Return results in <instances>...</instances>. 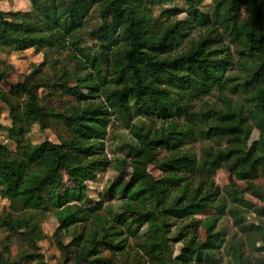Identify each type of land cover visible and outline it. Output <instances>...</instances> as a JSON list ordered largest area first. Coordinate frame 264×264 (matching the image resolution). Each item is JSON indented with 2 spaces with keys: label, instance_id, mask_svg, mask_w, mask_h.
I'll return each instance as SVG.
<instances>
[{
  "label": "trees",
  "instance_id": "1",
  "mask_svg": "<svg viewBox=\"0 0 264 264\" xmlns=\"http://www.w3.org/2000/svg\"><path fill=\"white\" fill-rule=\"evenodd\" d=\"M29 1L26 12L0 8V50L65 52L64 66L57 59L48 64L50 85L74 103L63 110L40 105L36 91L47 83L32 76L37 67L5 92L8 71L0 64V99L14 142L13 149L0 143V198L9 202L0 227L7 244L17 235L33 249L8 259L5 246L0 264H46L36 245L44 237L37 215L43 210L56 217L53 241L70 264H221L222 252L229 264H264L215 229L227 210L247 235L248 250L264 252V221L246 219L248 212L264 216V206L246 199L235 179L222 189L214 180L225 167L264 199L254 182L264 175V0H213L207 11L204 0H182L184 7L158 15L156 8L173 0ZM87 30L93 51L80 39ZM213 92L221 106L204 103L196 123L193 102ZM115 121L130 125L134 143L112 160L104 140ZM54 122L62 128L58 142L28 140L34 124L45 130ZM197 136L211 141L198 160L183 148ZM150 164L163 172L161 181ZM109 168L115 178L88 205V182ZM64 176L72 184L66 189ZM114 198L116 208L106 203ZM211 207L217 215L194 218ZM172 240L182 241L178 254Z\"/></svg>",
  "mask_w": 264,
  "mask_h": 264
},
{
  "label": "rangeland",
  "instance_id": "2",
  "mask_svg": "<svg viewBox=\"0 0 264 264\" xmlns=\"http://www.w3.org/2000/svg\"><path fill=\"white\" fill-rule=\"evenodd\" d=\"M213 0H204L201 4L202 10H211ZM184 7V2L182 0H173L170 4H165L156 8V14L158 15L160 12L164 11L169 7ZM0 8L7 12V15L12 12H26L31 10V4L29 0H2L0 1ZM243 14L241 17V21L247 20V11L246 8L243 7ZM186 14L183 13L179 15V17H183ZM97 16H92L91 26L96 23ZM90 26V27H91ZM198 32H195V29L190 33L191 39H195ZM81 42L84 46H87L89 50L93 51L95 49V41L90 39L88 34V30L82 32L80 34ZM225 42H229V40L225 39ZM65 52H55L53 50L42 49L41 51H36L33 48H28L23 51H9V50H0V64L6 67L8 71L7 77L2 81L1 85L5 92L9 91L11 86L16 82L22 81L25 76L32 73L33 69L37 67V72L34 73L33 77H41L40 81H44L47 84L41 86L37 89V97L40 105L44 108L54 107L58 110H63L68 107L72 103H74V99L71 96L63 94L57 86H52L51 84V71L48 66L50 61L57 59V67H62L65 65ZM70 67V65H68ZM64 68V67H63ZM50 81V82H49ZM71 85L75 84L74 80H71ZM50 85V86H49ZM84 91L86 88L83 87ZM232 99H236V96H231ZM204 103L212 106H221V101L216 92H213L210 95H207L202 100H196L193 102V111L194 114L191 116L193 121L196 123L200 122L199 116H197V112L203 107ZM147 122V121H145ZM0 143L5 144L10 149L14 148V142L8 137L7 129L11 125V121L8 115V107L5 102L0 99ZM62 128L60 124L53 123L50 127L45 130H41L39 125L34 124L31 127L30 132L27 134V138L32 143H39L43 140H51L54 142L59 141V137L62 135ZM130 125H125L119 123V121H115V124L110 128L106 139L104 140L106 146V152L110 159L122 158L125 156L127 151V143L133 144L134 141L130 140ZM256 137V133L252 134V138ZM211 144V141L204 138H199L198 136L194 140L188 141L184 145L185 152L190 155L195 156L196 160L200 159L202 156V149L207 145ZM166 154L165 150L161 151V156ZM148 171L154 176L157 181H161L164 178L163 172L158 168L155 164L148 165ZM116 171L113 168L107 169L105 172L97 173L96 176L88 182L87 196H88V205H92L96 203L99 199V193H101L108 184L115 178ZM236 181L237 187L243 193V196L250 200L251 203L256 206H264V199H261L253 189L248 186L247 182L242 180H238L228 171L227 168L222 167L216 170L214 174L215 183L220 186L222 189L227 184H229L232 180ZM64 180V189L71 187V181L68 180L65 176ZM254 182H257L264 189V175L259 176L254 179ZM64 193V191H63ZM62 193V195H63ZM218 201L220 203H224L226 209L230 204L227 196L224 192H221L219 195ZM106 203H113L114 207H118L119 200L116 198L110 200ZM9 202L0 198V215L3 211L7 210ZM215 205V204H214ZM38 218L40 220V227L43 233V238L37 242V249L43 256L46 264H70V261L56 248L53 241V232L58 225L57 219L54 216L51 210H43L37 212ZM217 215L216 209L214 207L206 208L202 212L195 214L194 218L199 221H204L208 217ZM247 222H256L263 220L264 216L259 217L255 212L246 213ZM216 230H221L226 233V239L230 241L232 244L240 246L244 253L249 254L251 258H263L264 252L261 251H249V244L247 241V235L240 231V229L234 224L232 217L227 213V210L221 215L220 220L216 223ZM80 231L81 228H78ZM200 232L202 238H205L207 233L206 230L200 226ZM7 232L0 227V249L8 246V251L5 253V256L8 259L17 258L19 254L22 252L30 253L33 252L32 247L24 242L19 236H13L12 242L7 244L5 241ZM63 241L65 243L70 241L69 233L66 232L63 234ZM261 242L256 240L255 246H260ZM182 246V241L172 240L171 247L174 254H178L179 250ZM237 246L235 248H237ZM230 256L222 252L221 254V264H229ZM29 262V261H28ZM27 262V263H28ZM29 264H33L32 261ZM82 264H86L83 262Z\"/></svg>",
  "mask_w": 264,
  "mask_h": 264
}]
</instances>
